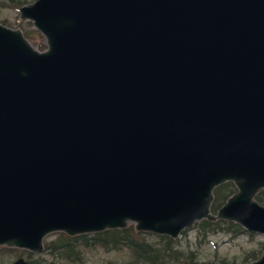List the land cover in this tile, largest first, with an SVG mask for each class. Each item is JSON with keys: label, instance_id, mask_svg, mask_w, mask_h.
<instances>
[{"label": "water", "instance_id": "water-1", "mask_svg": "<svg viewBox=\"0 0 264 264\" xmlns=\"http://www.w3.org/2000/svg\"><path fill=\"white\" fill-rule=\"evenodd\" d=\"M18 12L46 48L0 24V246L41 252L49 233L129 223L176 238L201 219L264 235V0ZM242 264H264V244Z\"/></svg>", "mask_w": 264, "mask_h": 264}, {"label": "trees", "instance_id": "trees-1", "mask_svg": "<svg viewBox=\"0 0 264 264\" xmlns=\"http://www.w3.org/2000/svg\"><path fill=\"white\" fill-rule=\"evenodd\" d=\"M24 1H17L14 8H19ZM22 31V30H21ZM41 38L38 31H34ZM23 36L28 39L31 36L27 31H22ZM46 48L45 44L39 43L38 50ZM236 191L232 182L227 181L216 186L212 191V201L209 211L216 214L218 208L225 200ZM254 199L264 206V188L260 189ZM190 228L194 229L198 243H206L208 235L222 233L230 238L237 237L244 232L238 224L217 219L208 221L201 219ZM183 229L180 233H184ZM251 235V234H250ZM101 248L104 251H125L128 254L122 262L108 261L106 264H191L193 253H186L177 238L166 235H156L148 232H137L132 224L120 229H106L95 233L68 236L62 232H54V238L43 241V249L54 261L62 264H77L83 260L84 251L87 249ZM263 244L260 243L257 251L245 254L242 263L257 259L262 252ZM220 264H235L234 262L221 261Z\"/></svg>", "mask_w": 264, "mask_h": 264}, {"label": "rangeland", "instance_id": "rangeland-1", "mask_svg": "<svg viewBox=\"0 0 264 264\" xmlns=\"http://www.w3.org/2000/svg\"><path fill=\"white\" fill-rule=\"evenodd\" d=\"M17 1H24L23 5L32 3L34 0H0V24L20 31H27L31 38L28 42L34 49L38 50V44L44 43L41 38L34 31H37L32 23L28 20L21 19L19 12L14 5ZM21 31V32H22ZM39 51V50H38ZM251 234V235H250ZM208 241L205 243H198L195 231L192 228H187L186 231L176 237L180 243L181 248L186 253H193L191 256V264H220L223 260L227 263L234 262L235 264H242V259L246 253L250 251H257L259 244H264V235L252 232H244L243 234L230 238L228 235L222 233L210 234L207 236ZM54 238V232L49 233L43 237L44 240ZM17 249L13 247L0 246V264H8L16 258ZM128 254L125 251H104L101 248L87 249L84 251L83 260L77 264H106L111 262H122L126 260ZM32 260H43L44 264H62L58 261H50L49 255L42 252L30 257Z\"/></svg>", "mask_w": 264, "mask_h": 264}, {"label": "flooded vegetation", "instance_id": "flooded-vegetation-1", "mask_svg": "<svg viewBox=\"0 0 264 264\" xmlns=\"http://www.w3.org/2000/svg\"><path fill=\"white\" fill-rule=\"evenodd\" d=\"M43 240V239H42ZM42 245H43V243H42ZM17 249V254H16V258L13 260V261H11L10 263H12V262H14V261H16V260H18V259H21V260H23L26 264H44L43 263V260H41V261H38V260H32L30 257H32V256H35L36 254H38V253H42V252H45L44 251V249H43V251H41V252H33V251H30V250H25V249H20V248H16ZM46 253V252H45ZM47 255H49L48 253H47ZM49 257H50V261H52V259H51V256L49 255ZM10 263H8V264H10Z\"/></svg>", "mask_w": 264, "mask_h": 264}]
</instances>
